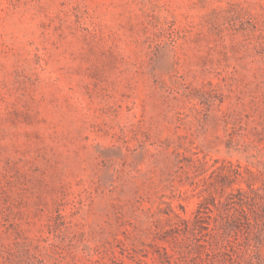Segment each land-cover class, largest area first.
I'll list each match as a JSON object with an SVG mask.
<instances>
[{"label":"rangeland","instance_id":"1","mask_svg":"<svg viewBox=\"0 0 264 264\" xmlns=\"http://www.w3.org/2000/svg\"><path fill=\"white\" fill-rule=\"evenodd\" d=\"M0 264H264V0H0Z\"/></svg>","mask_w":264,"mask_h":264}]
</instances>
